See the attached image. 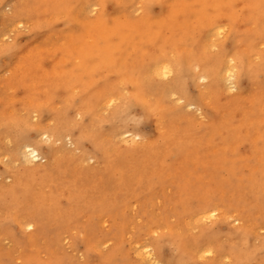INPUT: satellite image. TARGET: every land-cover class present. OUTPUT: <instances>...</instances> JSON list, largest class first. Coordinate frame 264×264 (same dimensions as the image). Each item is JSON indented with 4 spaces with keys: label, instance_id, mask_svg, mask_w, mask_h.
<instances>
[{
    "label": "bare ground",
    "instance_id": "6f19581e",
    "mask_svg": "<svg viewBox=\"0 0 264 264\" xmlns=\"http://www.w3.org/2000/svg\"><path fill=\"white\" fill-rule=\"evenodd\" d=\"M83 1L10 4L29 26L0 48V73L14 99L41 103L36 123L0 110V235L29 250L54 226L92 258L101 245L80 227L129 213L135 264H264V0H141L137 20L94 0L91 21ZM51 35L58 50L32 46Z\"/></svg>",
    "mask_w": 264,
    "mask_h": 264
},
{
    "label": "rangeland",
    "instance_id": "374dc122",
    "mask_svg": "<svg viewBox=\"0 0 264 264\" xmlns=\"http://www.w3.org/2000/svg\"><path fill=\"white\" fill-rule=\"evenodd\" d=\"M22 1H26L29 7H33V6L36 7V4L40 5L41 3V0H22ZM124 1L126 2L124 12L128 14L129 19L131 20H137L138 18L140 19L142 12L137 11L136 9L138 6H140L141 0H131V1L124 0ZM16 2H19V0H5V1H2L3 5H0V8L4 6L0 10V48H3L4 46H9L10 44L13 43V41L16 39L18 35H23L27 33L28 31V29L26 28L27 25L29 26V20L27 19V17L25 15L15 17L12 14V11H10L11 9L10 4L13 6L14 3ZM93 3H94V0H85L82 2V5L84 6V10L81 13V18H83L86 21L95 20L96 18L97 13L96 11H93V8H91ZM45 19L49 21L51 20V16H46ZM14 24L15 25L19 24L17 25L18 29L14 26ZM13 28L14 30H12ZM20 42L22 44L25 43V38L20 36ZM64 42L65 41L63 39L51 35L49 36L48 39L39 40L35 42L32 46H34L37 49L39 48L46 49L47 52H52V51L58 50V48L61 47L62 44H64ZM9 75L10 74L8 71L0 73V110H5L7 113H10V111L14 110V107H17L16 110H18L21 115L28 118V120L31 123L33 122L36 123L37 121L35 120L37 119L35 117L36 110H37L36 106L37 104L41 102H37L36 105H32V104L24 103L19 98L14 99V97H12L13 92L8 87H6V85L4 84L5 79L8 78ZM232 94H234V92L231 94H226L227 98H230V95ZM12 101H14L15 103L13 104ZM102 114L108 115L109 114L108 109L103 108ZM47 124L51 126L53 125V123L50 121H48ZM141 127H142L141 128L142 130L146 132H151L154 129V124L152 121H149V122L147 121L146 123L142 124ZM0 132H1V136L3 137L6 136L5 132H3L2 130H0ZM6 138L8 137H4L5 140ZM4 139L0 141V154L3 156L2 157L3 160L7 162L6 160L9 159L8 158L10 157L9 154H11L10 149L12 148L11 147L12 144L10 143L8 139H7L8 141L7 140L5 141ZM5 143H8V144L6 145ZM68 143L70 144L69 140L67 141V139H65L63 144L66 147V149L70 150L71 146L68 145ZM8 145L10 146V148L6 147ZM6 152L8 154H6ZM89 164L93 165L92 162H89ZM200 174L204 175L205 171L202 169H199V175ZM99 175H102V174H99ZM98 176L97 178H99ZM222 177L228 178L227 175L225 176V174ZM191 181L196 186L199 184V182H197L195 178H193V180ZM168 186L169 185H165V188H168V189L172 188ZM200 186L201 185L199 184L197 187H200ZM227 187H228L227 185L224 186L226 190H227ZM157 190L158 189L156 188H152L151 190L152 192L156 191L153 194V196L156 195L155 197L160 198V200H164V196L160 195V191L159 190L157 191ZM165 193H167V196L170 197V194H168L170 192H168V190H166ZM233 193H235V197L238 196V198L236 197L232 201L236 200V201H239L240 203H243L246 200L245 199L246 195H243L245 193L244 186L240 190V193H236V192H233ZM221 194L224 195V193H220L219 196H222ZM224 196H223V199H224ZM243 197L245 200L242 199ZM227 198L228 197L226 196V199ZM230 201L231 200H228V201L225 200V202H228V203ZM137 202L138 201L135 199L131 200L132 204H135V203L136 204L134 206L135 208L133 207V209L130 212H131V215L136 218V220L138 219V221H136L135 223L141 224L143 222V219H141V216L138 214L139 212L141 213V207H140V203L139 202L137 203ZM259 211L260 210L255 211L254 215L261 213V211L260 212ZM254 215H252V218L254 219L253 222L255 224V227H259L257 228L259 230L257 233L262 236L264 235V229H263L264 222L260 217L258 216L256 217V215L255 216ZM0 216H2L1 211H0ZM129 220H130L129 213L122 214L116 218L114 217L106 218L103 220L105 221L103 226H101L102 224H100V222H96V220L94 219V223H93L94 225L92 224L94 227L92 228L91 236H90V233L86 231V228L80 227L79 235L82 239H87L88 237L89 238L91 237L93 238V241L96 244L101 245V248L99 250H94L92 258L87 256L83 248H80L79 251H76V249L72 246V239L68 237V240H67L66 239L67 234H63V232L61 233L59 231L60 229L55 228L54 226L53 228L55 230L47 234L46 239L45 238L41 239L34 247H32L29 250L18 246L9 237L0 235V259H1L0 264H24L28 259H31L34 264H112L111 263L112 261H114L113 264H135L136 260L131 255L128 249V246H127V242H126L127 235L129 234V232H131V230L128 228ZM81 224L82 222L80 223V225ZM183 231L191 232L189 229H183ZM57 232L59 236H62V238H60L62 239L61 242L58 238ZM147 240L149 241V239L145 235H143L142 240L140 242L143 244H147L148 242ZM81 252L84 254L83 257L81 256ZM55 258L59 259L57 263H54ZM222 262L224 263V261Z\"/></svg>",
    "mask_w": 264,
    "mask_h": 264
},
{
    "label": "snow or ice",
    "instance_id": "6c2138e0",
    "mask_svg": "<svg viewBox=\"0 0 264 264\" xmlns=\"http://www.w3.org/2000/svg\"><path fill=\"white\" fill-rule=\"evenodd\" d=\"M165 72H167V69H165ZM44 139H47V137L45 136ZM27 151L31 154V156L35 159L36 158V153L32 151V149H27ZM213 215H215V213H213ZM29 230H31V225L28 226ZM210 255V253H208Z\"/></svg>",
    "mask_w": 264,
    "mask_h": 264
}]
</instances>
